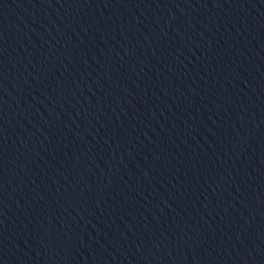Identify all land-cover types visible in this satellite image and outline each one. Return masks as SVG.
I'll use <instances>...</instances> for the list:
<instances>
[{"label": "water", "instance_id": "95a60500", "mask_svg": "<svg viewBox=\"0 0 264 264\" xmlns=\"http://www.w3.org/2000/svg\"><path fill=\"white\" fill-rule=\"evenodd\" d=\"M0 264H264V0H0Z\"/></svg>", "mask_w": 264, "mask_h": 264}]
</instances>
